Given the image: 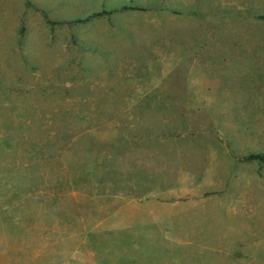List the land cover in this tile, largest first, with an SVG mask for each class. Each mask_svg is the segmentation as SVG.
I'll return each instance as SVG.
<instances>
[{"label":"rangeland","instance_id":"374dc122","mask_svg":"<svg viewBox=\"0 0 264 264\" xmlns=\"http://www.w3.org/2000/svg\"><path fill=\"white\" fill-rule=\"evenodd\" d=\"M263 80L264 0H0V264L215 261L121 208L264 210Z\"/></svg>","mask_w":264,"mask_h":264},{"label":"crops","instance_id":"0c3cea01","mask_svg":"<svg viewBox=\"0 0 264 264\" xmlns=\"http://www.w3.org/2000/svg\"><path fill=\"white\" fill-rule=\"evenodd\" d=\"M128 71H137L132 72L136 77L144 75L139 67H130ZM140 94L134 88L127 94L132 97L125 100H142ZM254 108V111L258 108L264 111V104ZM183 192L176 196L169 195V191L152 193L145 204L125 206L121 210L137 215L129 220L138 227L152 225L161 231H172L176 245H194L207 252H219L215 261L206 264H264V210L258 205L254 191L208 188ZM165 194L171 199L155 200ZM199 262L205 264L202 258Z\"/></svg>","mask_w":264,"mask_h":264},{"label":"trees","instance_id":"16d2710c","mask_svg":"<svg viewBox=\"0 0 264 264\" xmlns=\"http://www.w3.org/2000/svg\"><path fill=\"white\" fill-rule=\"evenodd\" d=\"M248 160H258L260 162H264V156L263 155H250L247 157Z\"/></svg>","mask_w":264,"mask_h":264}]
</instances>
